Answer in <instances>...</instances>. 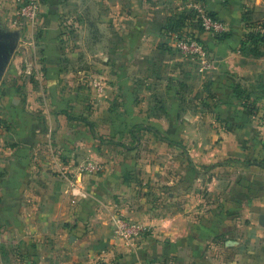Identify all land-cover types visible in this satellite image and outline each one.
<instances>
[{
  "label": "crops",
  "instance_id": "crops-1",
  "mask_svg": "<svg viewBox=\"0 0 264 264\" xmlns=\"http://www.w3.org/2000/svg\"><path fill=\"white\" fill-rule=\"evenodd\" d=\"M192 3L227 22L226 37L217 39L192 24ZM68 21L79 33L73 42ZM253 22L264 24V0H41L32 24L18 20L13 0H0V34H19L0 81V264H264V200L254 199L247 208L243 202L244 217L237 220L225 217L219 203L202 210L195 191L184 189L179 155L174 162L164 157L176 166L174 179L153 165L162 160L131 149L136 137L113 145L122 148L109 155L111 146L101 136H119L129 125L133 137L130 124H137L138 107L152 110L157 99L170 100L171 110H190L172 101L223 99L247 81L264 96V43L253 51L245 37ZM179 24L206 42L208 63L184 59L170 47V30ZM95 78L102 80L101 90ZM91 85L105 97L126 100L127 108L121 102L119 110L134 112L123 119L86 116L92 134L74 114L81 112ZM143 99L148 102H138ZM68 113L75 118L69 120ZM184 130L177 124L182 138L176 141L192 148L197 169L245 161L239 141L226 138L217 145L212 138H185ZM88 158L104 168L80 176L86 196L73 195L61 168L74 171L71 162ZM244 168L264 175L260 167H232ZM136 169H143L141 178L174 187L165 193L147 181L138 186L135 175L125 174ZM253 183L262 187L259 174ZM119 213L150 225L152 232L130 244L119 241L113 230Z\"/></svg>",
  "mask_w": 264,
  "mask_h": 264
},
{
  "label": "rangeland",
  "instance_id": "rangeland-1",
  "mask_svg": "<svg viewBox=\"0 0 264 264\" xmlns=\"http://www.w3.org/2000/svg\"><path fill=\"white\" fill-rule=\"evenodd\" d=\"M76 26V24L68 21V37H71L72 42L74 41L73 38L77 37V34L79 37ZM71 40L68 39L69 42ZM108 77L110 76L108 75ZM247 83L251 84L248 81ZM247 83L233 86L232 93L234 96L232 93H228L227 90V92L223 93L226 96L223 99L216 96L215 100H210L207 96L196 98L190 96L188 99L172 101L176 105L179 102L180 105L186 106L190 110H171L169 106L170 100H154L152 110L144 109L143 104L137 110L140 114L137 118V124H130L132 131L135 133L133 137L128 131L129 125L119 136L113 137L109 132L101 135L106 140V144L111 146L108 154L112 155V153H116L117 149L122 148L113 149V145L119 142L129 143L131 139L136 137L138 143H131L129 146L139 150L141 153L145 151L147 155L155 158L154 162L162 160L159 163L158 161L153 163V165H159L157 167L164 169L172 178L177 177L176 166L174 163L164 161V157H172L170 160L174 162L176 155H179V170H185V173H179L180 177L184 180V189L189 191V193L195 191L202 210L206 211L209 209L208 205L219 203L221 205L218 208H223L225 217L231 220L244 217L245 209L243 202L246 203L245 207L247 208L252 205L254 199L264 200V175H260L261 171L255 173L256 171H253L255 169L244 168L242 171L232 169V167L240 164L243 167H260L258 170L264 169L262 166L264 162V121L261 116L264 109V96L259 95L254 84L247 87L245 85ZM102 94L103 92L97 91L91 85L89 87V95L80 107L81 112L78 114L75 112L74 114L86 120V116L92 115L95 112H98L101 116H104L105 113L115 117L120 115V119H123L124 116H128L129 113L134 112V110L127 109L119 110L120 108H124L121 102L125 104V107L127 106L126 100H119L112 96L105 97ZM138 102L147 103L148 100L143 99L138 100ZM166 105L169 107H166ZM124 113L126 114L124 115ZM149 122L152 125L146 128L144 124ZM139 124L143 125L139 126ZM177 124L186 126V130L183 131L185 138H197L198 136L206 140L212 138L216 140L217 145L222 143L226 138L239 141V156L245 158V161L227 159L216 162L214 167L212 164L201 165L197 169L192 159V148L180 146L181 142L176 141L182 138L180 136L181 133L178 134L176 131ZM193 125L196 126L195 130H192L191 126ZM197 125L201 128H206V130L199 131ZM228 167L229 169H227ZM144 170L148 172V167ZM135 171L136 173L133 174L128 172H125V174L126 177L128 175H135L134 178L138 186L141 184L143 186V181H147V187L150 189L157 187L159 190H164L163 192L165 193L171 187H174V185L161 183L159 178H141L140 176L144 174L143 169H136ZM258 174L262 187L256 189L253 185V180ZM242 180H244L243 183H241ZM247 183L250 185L247 186ZM165 193L162 195V200L166 197ZM204 212L202 216H204ZM217 232L220 233L219 231ZM229 236L232 237L233 235L229 234Z\"/></svg>",
  "mask_w": 264,
  "mask_h": 264
},
{
  "label": "built area",
  "instance_id": "built-area-1",
  "mask_svg": "<svg viewBox=\"0 0 264 264\" xmlns=\"http://www.w3.org/2000/svg\"><path fill=\"white\" fill-rule=\"evenodd\" d=\"M41 0H13L16 9L18 20H25L29 24L36 21ZM190 10L193 18L189 21L200 27L204 33L213 37L221 36L229 31V25L220 17L213 15L202 3L190 4ZM170 47L177 52L182 58L201 61L208 63L211 59L209 47L206 42L194 34L193 31L183 27L182 29L176 26L170 30ZM93 84L99 90L102 89V80L95 78ZM264 121V109L262 112ZM74 166V171L68 170V165H64L61 169L71 179L70 192L73 195L86 196L81 186L78 184V178L85 174H98L102 172L103 163L94 159H85L75 163L71 162ZM151 226L136 221L131 217L119 213L113 220V230L115 237L125 244H130L136 239H140L149 235L152 230Z\"/></svg>",
  "mask_w": 264,
  "mask_h": 264
},
{
  "label": "trees",
  "instance_id": "trees-1",
  "mask_svg": "<svg viewBox=\"0 0 264 264\" xmlns=\"http://www.w3.org/2000/svg\"><path fill=\"white\" fill-rule=\"evenodd\" d=\"M212 14H213V13H212ZM213 15H215V14H213ZM188 18H190V19L193 18V15H192L191 10H190V13H189ZM176 27L179 28V29H182L183 27H185V25H183V24H179V25H177ZM247 27H248V28H247V32H246V36H245V37H246L247 41H248L249 43H251L252 46H254V47L252 48V50H253V51H257V46H258L259 44L264 43V24H263V23H259V22H253V23H249V24L247 25ZM198 28L202 31V29H201L200 27H198ZM194 34H195V33H194ZM226 35H227V32L224 33V34H222L221 36H217L216 38H217V39H222V38L226 37ZM74 118H75L74 116H71V115L68 113V119H69V120H72V119H74ZM75 119H79V120L85 122V123L90 127V130H91V132H92V134H93V132H94V128H93V124H92V123H90V122H89L88 120H86L85 118H75ZM172 143H173V141H172ZM128 149H130V148H128ZM131 149H133V148H131ZM262 166L264 167V162H263Z\"/></svg>",
  "mask_w": 264,
  "mask_h": 264
},
{
  "label": "water",
  "instance_id": "water-1",
  "mask_svg": "<svg viewBox=\"0 0 264 264\" xmlns=\"http://www.w3.org/2000/svg\"><path fill=\"white\" fill-rule=\"evenodd\" d=\"M18 37L19 34L17 32L0 34V81L6 70L10 57L13 53ZM263 219H264V215H263Z\"/></svg>",
  "mask_w": 264,
  "mask_h": 264
}]
</instances>
